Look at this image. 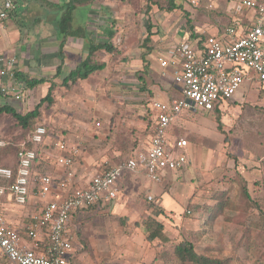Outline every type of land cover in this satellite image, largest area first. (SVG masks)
Segmentation results:
<instances>
[{
	"label": "rangeland",
	"instance_id": "1",
	"mask_svg": "<svg viewBox=\"0 0 264 264\" xmlns=\"http://www.w3.org/2000/svg\"><path fill=\"white\" fill-rule=\"evenodd\" d=\"M218 1L226 0H176L180 7L173 12L167 11L166 0H92V6H79L74 13V25L85 27L92 10L90 41L112 44L117 54L97 52L95 60L104 63L105 69L76 85L63 87L66 75L61 73L53 103L41 107L38 124L44 125L47 134L39 155L44 152L48 162L39 166L36 173L62 175L56 164L57 154L52 153L56 147L47 149L43 145L48 141L55 144L76 128L81 133L69 145L77 147L80 155L96 145L105 151L109 147L121 150L111 159L113 166L131 155L133 148L150 141L157 116L154 104L175 98L173 75L161 70L158 59L183 40L185 32L200 27V32L207 34L209 26L217 22L219 27L227 26L224 14L210 9L209 3ZM41 3L35 7L31 4V10L23 13L24 22L17 21L21 34L14 45L36 59L37 70L38 59L43 66L51 63L42 56L56 53L59 45L41 44L36 37L38 26L42 21L48 22L51 15ZM11 16L13 12L8 19ZM4 22L0 24L5 25ZM110 32L114 33L111 38ZM48 33L55 36L53 31ZM84 52H88L86 44ZM18 55L15 53L13 58L15 73H20ZM85 55L78 53L74 59L69 54L66 72L82 62ZM58 65L59 61L45 69L49 80ZM40 71L24 75L30 79L44 78ZM15 82L20 97L17 111L22 114L32 111L48 91L30 90L21 80ZM238 94L219 108V113L193 110L181 115L173 125L170 142L188 140L186 154L190 164L182 171L167 172L160 183L151 184V194H137L135 190L127 193L125 197L130 201L136 197L141 208L124 203L129 213L121 212L119 207L115 213L85 211L72 218L69 232L74 234L77 248L69 264H181L174 254L180 242L192 244L197 254L227 259L230 264H264V83L245 82ZM17 95L12 92L11 97L16 99ZM160 95L169 100L156 98ZM139 121L145 124L142 132L135 128ZM97 122L102 126L97 127ZM11 124L9 116L0 115V144L10 137L7 132ZM126 138L128 143L123 140ZM96 140L99 141L95 145ZM147 196H153L154 202L150 203ZM159 200L166 210L155 216L152 207H161ZM142 207L145 210L140 211ZM151 219L163 224L167 241L147 240L144 221ZM140 228L144 235L136 234ZM144 247L152 255L137 256L135 250L144 251Z\"/></svg>",
	"mask_w": 264,
	"mask_h": 264
},
{
	"label": "built area",
	"instance_id": "2",
	"mask_svg": "<svg viewBox=\"0 0 264 264\" xmlns=\"http://www.w3.org/2000/svg\"><path fill=\"white\" fill-rule=\"evenodd\" d=\"M14 8L12 0L1 1L0 21L8 19ZM244 9L255 11L253 26L245 34L229 28L225 38L208 36L201 40L187 35L159 58L160 67L172 73L180 97L154 104L157 116L147 148L96 174L88 186L71 189L63 197L44 204L26 233L15 231L7 224L1 212L3 197L9 190L23 204L31 183L38 185V193L44 198L53 192L56 180L51 175L33 172L35 154L32 151L19 152L16 174L13 169L0 166V255L12 264H68L75 253L68 229L72 214L117 199L119 182L127 173L144 175L157 183L166 172L181 170L188 164V140L180 138L170 142L169 139V130L180 115L193 110L212 112L229 103L245 82L264 83V0H245L236 8L238 12ZM14 66V59L4 61L0 76L14 79ZM16 99L20 97L17 95ZM96 126L100 127V123ZM46 133V128L39 126L33 141L41 142ZM55 146L67 153L57 158V164L66 172L58 185L68 189L80 151L65 143H55ZM14 178L13 184L7 187V182ZM147 199L154 202L153 196ZM44 236L46 240H42Z\"/></svg>",
	"mask_w": 264,
	"mask_h": 264
},
{
	"label": "crops",
	"instance_id": "3",
	"mask_svg": "<svg viewBox=\"0 0 264 264\" xmlns=\"http://www.w3.org/2000/svg\"><path fill=\"white\" fill-rule=\"evenodd\" d=\"M0 1H4V0H0ZM12 1L14 3V6H15V9L12 11L14 13V16H11L10 19H6L5 22L0 21V22L5 23V25L0 24V57H2L0 59V61H1L0 64L2 65L3 62L8 60V59H13L15 53L17 55L20 53V56L18 55L19 57H18V61H17V68H19L18 71L20 73H23L26 75L30 72L31 73L37 72L40 69L41 70L40 72L42 73V75H44L42 77L49 79L46 75L47 73H46L45 69L46 70L49 69L50 64H52L54 66H56L58 64L59 60L57 57V52L56 53L53 52L54 54H51V55H48L49 53H47V54H44L42 56L43 58L45 57L44 58L45 60H47V58L50 59L49 62L51 61V63L47 62V65L46 64L44 66L41 65V60H40L41 58L38 59V63H37L38 70H37L36 65H35L36 59L33 56L31 57V56L25 55L24 53L21 52L20 48H14L15 47L14 45L20 40V34H21L18 30L17 23H19V22H17V21L24 22L23 13L25 11L31 10V6H30L31 4H33V6L35 7L38 5V2L41 1L42 3L40 5L43 6L44 9H47V12L51 13V15H50L48 22H45V21H42V23L40 22L41 24H40V26H38L39 29L36 33V37H38V39H39L38 41H40L41 44L50 43L53 45V44H57L58 42L60 44V42L62 41V38H61V35H59L57 30H56V23L60 17V14H59L58 8H56V7H57V5L61 6L64 3H67L69 0L64 1L63 4H61L62 3L61 1H63V0H35V1L34 0H12ZM243 1H245V0H226L224 3H221L220 1L216 2L215 4L209 3L210 9H213V8L219 9L220 14H224L223 17L227 20V23L225 25H227V26H225L223 28L219 27L220 24L217 22L218 24L215 23V24H212L211 26H209L207 34L205 31L203 33H201L200 31L202 30V28H200V27L195 28L194 32L197 33L198 35H205L206 37L218 36L220 38H225L226 37V31L229 28H232V29H235L240 34H245L253 26L254 19H255V11L252 9H244L241 12H238L236 10V8H237L238 4L242 3ZM91 12H93V11L91 10ZM91 12H89L90 13L89 23L85 26L86 30L89 33V39L92 38L91 33H90V30L92 28L91 27V18H92ZM46 20H48V18ZM35 23H37V21H35ZM42 30L43 31L45 30L47 32H41ZM51 30L55 33L54 37H52L48 33V32H52ZM187 35H190V33L185 32L184 36H187ZM89 39L73 38L72 41L69 40L70 42L67 40L65 48H64L66 58H65L62 73L67 75L70 71L74 70L80 64V63L77 64V66H75V68H70L69 72L67 73L66 72L67 66H68V58L67 57L69 54H71V56L73 55L72 57H74V59H76V57L78 56V53L86 54L85 57L87 56L88 52L86 53V52H84V50H85V44L88 48ZM178 42L179 41H177V43ZM58 47H59V45H58ZM169 49H167V50H169ZM166 52L167 51L165 50L161 56H163V54H166ZM158 61H159V59H158ZM161 70L163 72H167V71L163 70L162 68H161ZM53 74L54 75H52L51 79H54L53 81H55V83H57L58 78H54L56 72ZM15 81H17V80L11 79L9 77L0 76V87L2 88V92H3V94H2V92L0 93V101L5 100L6 103L4 105H10L15 110H17L18 105H20L19 101H17V99H15L14 97L13 98L11 97L12 92H14V94H16V95L19 94V91H15L16 90V86L14 87V84L16 83ZM84 81H86V80H84ZM79 82H81V81H79ZM173 86L175 89L174 90L175 94L173 95V97H175L174 99L179 98L180 94H179L178 87L176 85H174V83H173ZM18 88H21V89L24 88L25 89V87H23L20 84L18 85ZM39 88L47 89V88H49V83L39 85L35 89L38 90ZM238 95L239 94L237 93L231 101H233L235 99V97ZM166 97H165V95H164V97H163V95H160L156 98H158V99L163 98L165 100ZM167 99H168V97H167ZM166 102H168V101L166 100ZM0 106H3V105L0 104ZM184 112H190V111H184ZM181 115H180V117H181ZM5 116H7V115H5ZM180 117L176 120V122L174 124H177V122L180 120ZM11 122H12L11 125H13L12 119H11ZM97 123H100V122H97ZM73 125L74 124L72 123L71 126H73ZM173 125L171 126V128L169 130V139H173V136L171 135V130L173 128ZM41 126H44V125H41ZM101 126L102 125L100 123V127ZM144 126H145L144 122L139 121L136 123L135 128L139 132L140 131L142 132V128H144ZM152 132H153V130H152ZM79 133H81V131L77 130V128H76L74 130L73 134L69 133L64 138L60 137L61 140L59 139V141L60 142L64 141L63 143H65L69 148H71L69 143H71L73 141V139L75 138V135L79 134ZM151 137H152V135H150L149 139H151ZM88 140H90V139H88ZM123 140L125 141V143H128L127 138L123 139ZM59 141H56V143L59 144L60 143ZM98 141L99 140H96L93 143L96 145V144H98L97 143ZM51 142L52 141H48L46 143V145L44 143L43 148L45 147L47 149H53L52 147H56L52 153L57 154L55 156L56 157V164H57V158L60 156H63V155H67V153L62 152L58 146H55V144H53L54 142H52V143ZM119 142H122V140ZM149 142L150 141H148V142L146 141V143H144V144H142L136 148H133L131 155H129L128 157L135 155L136 153H138L140 150H142L144 148L146 149L147 146L149 145ZM44 150H46V149H43V151ZM120 151L121 150L118 147H114V148L109 147L105 151L102 148L97 147V145H96V146L92 147L91 149L87 150L82 155L79 154V156L75 159V164L73 167V178L71 179L72 181H71L68 189H62L57 183L58 180L63 178V175L66 173L65 169L58 166V164H57L58 171H61L62 175L59 174V176L54 177L56 180V184L53 188V192L50 195H48L47 197H44V198L41 197L38 193V185L30 183V192L26 198V201H25V203L20 204L16 201L14 194L8 190L7 193L5 194V196L3 197L2 201H1V212L4 215L7 224L10 226V228H12L15 231L26 233L27 227L29 225L28 223L29 222L32 223V221L40 215V213L42 212V209L44 208V204H46L50 201H53L55 199H59V198L63 197L71 189L83 188V187L88 186L91 179L96 174L101 173V172L113 167V165H112L113 161L111 159L113 158V156H116V154H119ZM46 152H49V150ZM43 153L44 152H41L39 157L36 159L35 163H33V167H32L33 172H38L36 169H38L39 166L47 164L48 159L45 158V155ZM78 158H79V160H77ZM127 158H125L124 160H126ZM105 163H108V166L104 165ZM110 163H111V165H109ZM189 164H190V162H188V164L184 168H187L189 166ZM184 168L181 169L180 171L184 170ZM168 172H174V171H168ZM164 177H165V175L157 183H160ZM157 183H154V182L152 183L144 175H133V174L127 173L123 176V178L119 182V186H118L119 194H118L117 199L112 200V201L107 202V203H104V204L94 205L91 207H87V208L78 210L74 214H72L71 220L75 215L84 214L85 211L86 212L89 211L90 214H99V213L101 214L104 212H111V211H112V213H115V212H118V208L121 207V212L122 211L124 213L128 212L127 209L124 208L122 205L124 203H132L134 206L141 208L142 204L138 202L139 200L135 199L136 197H134V200L130 201L128 199V197H125V196L127 195V193H129L130 191H133V190H135L137 194L138 193L140 194L141 192H146V193L151 194V192H150L151 184H157ZM159 203L161 204L160 200H159ZM137 204H139V205H137ZM161 207L164 210H166V208L162 204H161ZM143 210H145V209L142 207V210H140V211H143ZM145 212L148 213V211H145ZM171 212H173V211H171ZM140 213L141 212H139V214ZM124 215H127V213ZM71 220H70V224H69V230H70ZM142 233L144 235V231L141 230V228L136 229L137 235L138 234L142 235ZM73 235L71 234L72 239H73V243H74L75 240H74ZM42 240H46V237L45 236L42 237ZM74 246H75V250H76V248H77L76 244H74ZM144 248H145L144 251H142L140 249L135 250L136 252H138L137 256H139L140 254H144L146 256L147 253H150V255H152L150 250L147 252V250H146L147 247H144ZM74 254L70 257V260H72L74 258V256H75ZM70 260H69V263H70ZM9 263L12 264L10 261H8L6 258H4L2 255H0V264H9Z\"/></svg>",
	"mask_w": 264,
	"mask_h": 264
},
{
	"label": "trees",
	"instance_id": "4",
	"mask_svg": "<svg viewBox=\"0 0 264 264\" xmlns=\"http://www.w3.org/2000/svg\"><path fill=\"white\" fill-rule=\"evenodd\" d=\"M166 1L168 4L167 11L169 12H173L180 7L177 5L176 0ZM91 2L92 0H69L67 3H64L61 6L57 5L56 7L58 8L60 14L56 23V30L58 34L61 35L62 41L60 42L57 51V57L60 61V65L56 68L57 72L54 78H59L63 71L66 58L64 48L67 39H89V33L85 27L74 25V13L79 6L91 5ZM189 33L191 39L204 40L206 38L205 35H198L194 32V30ZM113 34V32H110L109 37L111 38ZM100 51L117 54V51L112 44L95 43L89 39L87 57L63 78L61 83L62 86L68 87L75 85L79 81L87 80L93 74L104 70L106 65L104 63H97L95 60V55ZM15 78L17 80H21V83L25 84V87L30 90L35 89L39 85L49 83L46 96L34 107L32 111L22 114L10 105L0 106V115H7L13 121V126H11L7 132L8 137H10L8 139L6 138L4 144H0V166L11 168L16 174L19 164L18 154L20 151L24 150L26 152H34L35 157L32 161V167L39 155V148L43 141L42 139L46 135L42 137L41 142H34L33 136L37 128L41 126L38 124V121L41 118V107L45 103H48L49 105L53 103V93L56 87H58V84L53 81L54 79H30L22 73H15ZM212 112L219 113V108H215ZM14 180L15 178L7 182V187L13 184ZM152 208V213L155 216L164 214V209L160 207L159 204L153 205ZM213 211V209L210 210L211 214ZM144 225L147 230V240L149 242H154L155 240L167 241V238L164 236V226L162 223L155 219H151L149 221H144ZM174 254L181 264H230L227 259H213L197 254L193 245L188 242H180L177 244L174 249Z\"/></svg>",
	"mask_w": 264,
	"mask_h": 264
}]
</instances>
